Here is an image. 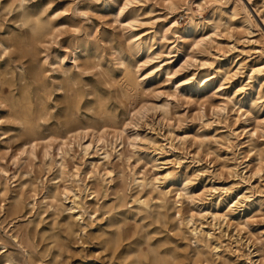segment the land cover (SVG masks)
<instances>
[{"label": "rangeland", "instance_id": "obj_1", "mask_svg": "<svg viewBox=\"0 0 264 264\" xmlns=\"http://www.w3.org/2000/svg\"><path fill=\"white\" fill-rule=\"evenodd\" d=\"M167 1L124 6L125 0H0V264L6 256L13 264H264V0H231L218 34L197 48L194 37L182 38L174 30L164 36L174 15L179 31L188 20L182 8L171 13ZM236 3L246 7L250 23L242 21L241 10L233 14L230 7ZM23 10L38 12L50 28L31 51L10 42L29 33L20 24ZM210 32L205 26L198 36ZM151 33L156 58L146 62L133 46V34ZM36 57L50 62L41 79L48 112L41 132H63L72 106L79 117L102 123L99 92L118 119L132 121L129 134L137 130L129 111L145 102L149 110L138 118L137 128L148 139L137 148L124 142L119 155L112 151L105 158L92 131L82 138L84 144L92 142L88 153L78 145L81 136H72L69 176L59 178L60 139H50V156H45L44 141L32 153L4 100L11 90L35 93L40 86V76L31 74ZM122 61L139 79L146 74L134 101L120 82ZM154 64L164 68L152 73ZM258 66L262 71L253 73ZM166 67L176 73L168 74ZM67 75L75 78L80 93L72 105L58 84ZM164 104L167 114L159 107ZM104 129L114 142L112 128ZM251 138L263 149L261 156L249 149ZM3 170L9 172L8 182ZM166 171L178 182L167 184L171 191L163 206L156 197L165 188L161 175ZM66 186L73 192L67 193ZM178 192L182 197L176 203ZM141 197L147 205L137 201ZM235 201V210L228 209ZM201 210L228 215L196 214L188 221L191 212ZM194 227L203 232L199 243ZM214 244L220 245L219 253Z\"/></svg>", "mask_w": 264, "mask_h": 264}, {"label": "bare ground", "instance_id": "obj_2", "mask_svg": "<svg viewBox=\"0 0 264 264\" xmlns=\"http://www.w3.org/2000/svg\"><path fill=\"white\" fill-rule=\"evenodd\" d=\"M135 1L136 0H125L124 6L131 4ZM230 2H231V0H168L167 4H168V8H169L170 12L175 13L178 9L182 8L185 10V12L188 16V20H187V23L184 27V30L179 31L178 29H176L174 27V26H176L175 24L179 22L177 16L174 15V17L169 21L172 24L170 26H165L163 29L164 30V36L166 37L169 31L174 30V33L177 34L178 36L182 37V38H184L185 35H187L188 37H194V45L196 46V48L199 47L201 44H205L207 37L210 38L212 34H218V29H219L220 25L223 23V20L225 18L224 15L226 13V9L229 6ZM207 4H210L211 7H209L210 11L205 15L203 13V10L206 9ZM230 8L234 11V13H233L234 15H237L239 13V11L241 10L242 12H244L246 14V16L243 17L242 21L248 22V23L251 22L252 19L250 18L249 12L247 11V9L244 5H239L236 3L233 6H231ZM19 20H20L21 26L27 27L29 33L26 34V36L24 38L22 36H16V37L12 38L10 40V42L12 44L17 43L21 48L24 47V48H26V50L31 51L33 49V47L36 45V43L39 41V39L42 36H44L46 33L49 32L50 28L47 26L48 21L45 20L44 18H42V16L38 12H34L33 10H23L20 14ZM205 26H209L211 29V32L207 35L202 34V35L198 36L199 29L205 28ZM52 27L53 26H51V28ZM153 35H152V33L149 36H141L140 34H133V37H135V41H134L133 46L139 52V54H140V52L142 54H144V56L146 57V60H145L146 62L152 61L156 58L155 56H153L155 54L154 43H153L155 38ZM151 41H152V43H151ZM12 44H10V45H12ZM7 47H8V45L5 46V48H7ZM179 52H180V50H179ZM185 54H186V52H185ZM87 58L91 59L90 56H87ZM61 60L64 61V58H62ZM75 61L77 62L76 58H75ZM96 62H97V60H96ZM203 63L207 64V63H211V62L205 60ZM48 64H50V62L47 60V58L44 61H42V60H39L37 57L34 59V62L32 63V70H31L32 76H37V77L40 76V78L38 79L40 81V86L36 88L35 93L32 94L27 88H22V90L18 93H14L11 90L10 94L8 96H6L4 100L8 102V105L11 109V112L13 113V116H15L16 119H18L20 121V124H21L22 129H23V133L26 136V144L32 148V153H34L37 144L40 141H44L46 143L45 144V156L46 157L50 156L51 155V149H52L50 139L53 138L54 136L56 138L60 139L57 153H58V155H60L59 159H61V160H59L56 163V165L58 166L57 170H58V177L59 178L64 179L66 181L68 179L67 177L69 176V172L67 170V164H66V155L69 154L70 150L73 149L72 138L77 139V136L78 137L81 136L80 137L81 140L77 139L78 145L81 146V149H83L85 151V153H88L89 149L92 147V142L90 141V142L84 144L82 142V138L85 137L86 135H88L90 133V131H92L93 134H95V136H96V145L95 146L99 151H101V153L104 154L103 157H105V158H109L112 151L118 152L117 154L119 155L121 152L119 151L118 147H119V145L124 144V142H128L132 147L137 148L141 141H145L148 139L146 136H142L141 133L139 132L138 128H137L138 127V118H144L147 115V112L149 110V108L147 107V104L145 102H141V103L138 102L137 104L135 103L136 105H134L132 111H129L130 112L129 115H131L130 117L131 118L135 117V119L137 120V122H135L133 124L134 129H137L136 132L129 134L127 131H128V129H130L129 127H130L132 121L124 119V118L118 119V117H117L118 115H116L113 110H110L108 108L106 97L103 96L99 92H97V94H96V100H97V104H98V112L101 115L102 123H96L94 121H91L88 118L83 119V118L79 117V115L76 114V112L72 106L68 115H66L65 123H64L65 129L63 132L61 130H59L58 128H57V130L50 132V134L49 133H43L44 130L41 132V128H42L41 127V125H42L41 120L45 121L47 113H48L47 107H46L45 102L43 100L47 94L46 93L47 85H45V82H42L41 79H42V76L43 77L47 76V74L45 72L47 70H50V68H48V66H47ZM122 64L124 66L123 74H122L123 78L120 82L123 85V90H124L125 95L129 98V100L133 99V101H134L136 99V95L141 90L142 79L146 78V76H145L146 74H142L141 75L142 78L139 79V76L137 75V71L135 69L131 68L130 65L125 63L124 61H122ZM59 65H60L62 71L65 72L66 70L63 69L62 65L61 64H59ZM161 67L162 66L160 64H154L150 67V69H152V73H153L157 69L159 71L160 69L164 68V67H162V68ZM139 69L140 68L138 67V70ZM169 69H170V67H166L168 74L173 75L176 73V71H170ZM260 71H262V68L260 66L252 68L253 73L260 72ZM20 76H22V79H24L26 74L21 70ZM252 78H254V77H252ZM62 79L63 80L60 81V83H58V84H61L60 88H64L66 90V92L68 93L69 104L72 105L73 103L76 102L77 98L80 97V93L74 87L76 80L74 77H72V75H70V76L67 75V77L62 78ZM258 81L261 82L259 79H258ZM118 83H119V81H118ZM179 83H181V81ZM202 85L206 86L207 83L206 84L203 83ZM179 86H180V84H177V87H179ZM132 104L133 103H131V105ZM159 107L164 110V113H166V114L168 113L167 104L161 105ZM154 108H157V106H154ZM221 108L223 109L224 107L221 106ZM137 115H140V117H137ZM104 128H112V130H113L112 133H113V136L115 137L114 142H112L111 140L110 141L108 140L107 135H106L107 129H104ZM255 131H256V129L249 131L250 136H253ZM250 141L251 142H249V145L250 146L252 145V146H251V148L249 147V149L252 152H254V154H256L257 156H261L263 149H261L260 147H258L256 144L253 143L254 142L253 138H251ZM109 145H110V147H109ZM68 147H70V149H68ZM52 167L53 166H51V168ZM3 172L6 175V180H7L6 182H8L10 179L9 172L6 170H3ZM107 173L110 174V171H107ZM95 174H97V173H95ZM77 175H78L77 172L72 174V176H77ZM15 176H16V173H13V177H15ZM161 176L164 179L165 188L162 189L161 191H159L156 199L161 202L160 205L165 206V204L167 203V200H168L167 195L171 191V190L167 189L166 187L168 185L170 186L171 184H175L176 182H178V176L171 171H166V173L162 174ZM132 177H134V176H132ZM144 178L141 180L140 179L138 180V178H136V180L138 182L144 184L145 182H147V180H145ZM154 180L155 181L159 180V176L154 177ZM179 183H181V181ZM183 185H184V188L186 189L187 185H188L187 181H184ZM151 186H154L153 182L151 183ZM86 187H88V185ZM66 191H67V193L73 192L71 190V188H69L68 186H66ZM185 191H186L185 193L188 194L187 193L188 190H185ZM47 192H49V190H47ZM75 197H79V196H77L75 194ZM143 197H141L142 199L138 198L137 201L141 204L147 205L148 200H147V198L143 199ZM181 197H182V193L178 192L177 197L175 198L176 203L181 200ZM187 197H194V194H190ZM135 203H136V201H135ZM238 203H239L238 201L233 202L229 206L228 209H230L232 211L235 210V209H233V207L238 205ZM204 209H206V208H204ZM207 213H211L213 215L214 219H217L219 217H223L224 219H226L227 215H228V213H219V212H213V211H208V210H204V211L201 210L198 213L193 211V212H191L188 221H193L194 216L196 214L204 216ZM78 214H80V213H78ZM178 215L181 217L180 212ZM199 225H201V224H199ZM192 231L194 232L195 241L197 243L201 242L202 238H203L202 229H198L197 227H194V228H192ZM208 234L210 235L211 232H208ZM214 245H215V249L217 250V253H219L218 250L220 249V245H218V244H214ZM3 264H13V261L10 257L6 256L3 260Z\"/></svg>", "mask_w": 264, "mask_h": 264}]
</instances>
